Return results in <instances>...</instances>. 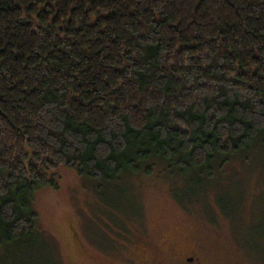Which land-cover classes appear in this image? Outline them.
Returning <instances> with one entry per match:
<instances>
[{
	"label": "trees",
	"instance_id": "1",
	"mask_svg": "<svg viewBox=\"0 0 264 264\" xmlns=\"http://www.w3.org/2000/svg\"><path fill=\"white\" fill-rule=\"evenodd\" d=\"M262 132L264 0H0V251L60 165L209 178Z\"/></svg>",
	"mask_w": 264,
	"mask_h": 264
},
{
	"label": "rangeland",
	"instance_id": "2",
	"mask_svg": "<svg viewBox=\"0 0 264 264\" xmlns=\"http://www.w3.org/2000/svg\"><path fill=\"white\" fill-rule=\"evenodd\" d=\"M263 142L264 132L209 178L155 161L97 193L60 165L32 196L38 234L0 251V264H264Z\"/></svg>",
	"mask_w": 264,
	"mask_h": 264
},
{
	"label": "flooded vegetation",
	"instance_id": "3",
	"mask_svg": "<svg viewBox=\"0 0 264 264\" xmlns=\"http://www.w3.org/2000/svg\"><path fill=\"white\" fill-rule=\"evenodd\" d=\"M186 258H187L188 260H190L192 257H191V256H187Z\"/></svg>",
	"mask_w": 264,
	"mask_h": 264
}]
</instances>
